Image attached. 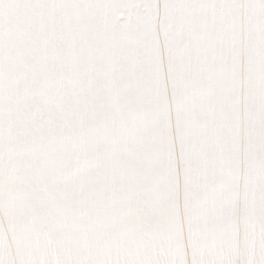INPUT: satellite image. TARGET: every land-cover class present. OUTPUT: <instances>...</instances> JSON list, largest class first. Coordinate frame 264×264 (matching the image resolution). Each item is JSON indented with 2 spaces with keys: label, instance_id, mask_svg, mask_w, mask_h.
I'll return each mask as SVG.
<instances>
[{
  "label": "snow or ice",
  "instance_id": "1",
  "mask_svg": "<svg viewBox=\"0 0 264 264\" xmlns=\"http://www.w3.org/2000/svg\"><path fill=\"white\" fill-rule=\"evenodd\" d=\"M0 264H264V0H0Z\"/></svg>",
  "mask_w": 264,
  "mask_h": 264
}]
</instances>
